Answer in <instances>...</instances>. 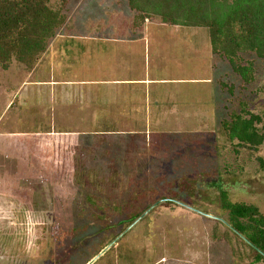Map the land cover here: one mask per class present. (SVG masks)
<instances>
[{"label": "rangeland", "instance_id": "1", "mask_svg": "<svg viewBox=\"0 0 264 264\" xmlns=\"http://www.w3.org/2000/svg\"><path fill=\"white\" fill-rule=\"evenodd\" d=\"M133 15L126 0H70L37 69L0 70V264L251 262L214 199L264 215V145L218 129L243 102L264 131V59L242 55L244 85L206 28L134 29ZM185 179L204 207L173 195Z\"/></svg>", "mask_w": 264, "mask_h": 264}, {"label": "trees", "instance_id": "2", "mask_svg": "<svg viewBox=\"0 0 264 264\" xmlns=\"http://www.w3.org/2000/svg\"><path fill=\"white\" fill-rule=\"evenodd\" d=\"M70 0H0V70L13 62L27 72L37 69L58 30L67 24ZM134 12L131 27L142 28L152 18L180 27H204L208 30L211 51L227 61L231 71L244 85L255 80V68L242 55L264 59V0H126ZM225 88V84L221 83ZM232 93V88H229ZM261 116L240 103L239 112H231L219 122V134L229 144L251 151L264 145V131L258 128ZM264 172V161L258 159ZM194 183L180 181L174 196L184 195L190 206L197 204ZM186 189L184 191L183 189ZM208 201L205 195L200 197ZM168 203V202H167ZM214 204L226 214L233 236L252 253L248 264L264 263V215L244 202H233L227 190H220ZM205 212V211H204ZM138 217V216H137ZM227 238V237H226Z\"/></svg>", "mask_w": 264, "mask_h": 264}, {"label": "water", "instance_id": "3", "mask_svg": "<svg viewBox=\"0 0 264 264\" xmlns=\"http://www.w3.org/2000/svg\"><path fill=\"white\" fill-rule=\"evenodd\" d=\"M103 253H104V251H103L102 253H100V254L98 255V257L101 256ZM96 258H97V257H96ZM96 258H94V259H93L91 262H89L88 264H92L93 261H94Z\"/></svg>", "mask_w": 264, "mask_h": 264}]
</instances>
